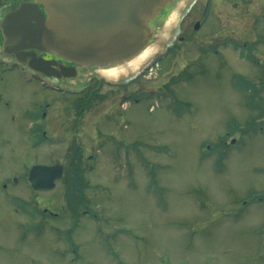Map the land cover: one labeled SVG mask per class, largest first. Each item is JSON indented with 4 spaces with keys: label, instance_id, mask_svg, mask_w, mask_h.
Here are the masks:
<instances>
[{
    "label": "rangeland",
    "instance_id": "374dc122",
    "mask_svg": "<svg viewBox=\"0 0 264 264\" xmlns=\"http://www.w3.org/2000/svg\"><path fill=\"white\" fill-rule=\"evenodd\" d=\"M213 1L195 30L191 9L179 14L181 0L162 10L140 63L153 69L126 88L112 85L140 65L83 73L67 82L83 94L68 98L4 76L0 91L10 109L3 123L13 127L15 116L21 136L30 104L46 113V125L51 116L64 121L65 143L48 135L40 145L39 136L37 156L66 165L55 187L38 193L34 212L52 213L12 216L0 192V264H264V128L255 125L264 118V17L255 29L254 9L243 14ZM254 29L248 53H240L239 40ZM179 31L189 39L155 64ZM125 91L148 98L134 103ZM79 115L85 122L73 130ZM3 148L0 166L9 172L16 156ZM73 149L81 159L72 173L65 157Z\"/></svg>",
    "mask_w": 264,
    "mask_h": 264
},
{
    "label": "water",
    "instance_id": "95a60500",
    "mask_svg": "<svg viewBox=\"0 0 264 264\" xmlns=\"http://www.w3.org/2000/svg\"><path fill=\"white\" fill-rule=\"evenodd\" d=\"M7 13L4 23L17 21L9 30L6 45L18 58L47 75L72 77L77 66H111L137 56L151 41L150 22L173 0H37ZM24 49L54 54L73 65L45 60ZM60 165L38 164L28 180L51 188L60 177Z\"/></svg>",
    "mask_w": 264,
    "mask_h": 264
},
{
    "label": "flooded vegetation",
    "instance_id": "af4514ba",
    "mask_svg": "<svg viewBox=\"0 0 264 264\" xmlns=\"http://www.w3.org/2000/svg\"><path fill=\"white\" fill-rule=\"evenodd\" d=\"M223 1L227 3V6H229L231 10L239 9L243 11V14H250L251 9H254L255 14L252 22L253 27L256 29V27L260 26L261 18L264 17V0H223ZM26 2L31 4L36 3L37 6L40 8V10H42L46 14L43 5L41 3H38L37 0H0V82L3 84L5 75H14L18 77L20 80H22L25 84L29 85L30 88L40 87L45 91L59 93L60 96L65 98H68V96H76L81 94L82 93L81 87H77V86L71 87L68 85L67 82L71 79H80L79 77H81L83 73H88L90 72V70L100 69V67L77 66L75 77L57 78L53 75L48 76L47 74L40 72L35 68H32L28 64V59H29L28 55H25L24 59L18 58L14 53H11L10 48L6 45V37L9 34V30L13 29V27H16L18 22L13 21L6 24L4 23L5 16L7 15V13H10L11 11L18 9L21 6V4ZM212 2L214 3L213 0H190L184 12H187L189 9H191L190 10L191 16L194 14L193 25L195 24V22L200 23L202 21V19L204 18V13L211 10ZM184 12L182 13L185 14ZM254 30L252 36L248 35L245 36V38L239 40L240 53H242L247 49L248 43L250 41L248 40V38H251L252 40L256 38L257 33L256 30L255 31ZM177 39L187 41L189 38L184 36L183 37L173 36L171 38H168L167 39L168 42H165L163 44L164 45L163 51L158 52L159 56L155 57L154 59L156 61L155 64H158L159 62L162 63L167 59L168 56L163 60L160 61L157 60L161 56H165L167 52L169 51L172 52L173 48L176 46ZM245 52L248 53L247 51ZM23 53L24 54L34 53L36 57L41 56L43 59L48 61L55 59L58 63H61L65 66H69L72 64L68 61L62 60L61 58L47 52L39 53V51L37 52L35 50L24 49L19 56H21V54ZM247 56L249 58V61H251L249 54ZM148 66H149V62L144 64L143 67L142 66L137 67L135 75L128 76V74H126L128 76L127 78L116 79L117 81L116 85H112V87L122 89V88H126V82H129V84L130 83L133 84L135 81L140 80V77L145 76L147 74ZM90 76L91 77L89 79L91 80L93 78L92 73L90 74ZM95 79L97 80L98 78ZM101 81L102 78L101 80L98 79V82L100 84ZM85 83L81 84V86L84 87ZM87 83L85 85L86 87L88 85ZM60 96L55 95L56 98L55 100H57L58 97ZM124 98H126V100L128 101L133 100L134 98L135 100L139 99V102L146 99L145 96L144 97L140 95L138 96V94L132 95L131 91L130 92L125 91ZM84 99L85 97H83V99L80 101V104L78 106L77 112H79V114L85 108ZM261 100L263 101L264 98H261ZM73 101L76 102L77 99H73ZM8 103L9 102L5 100L4 96L1 94L0 91V165L3 163L5 156L3 147L9 149L8 150L9 154L11 153L12 155L16 156L15 169L6 172L3 171L2 167L0 166V192L4 194V196L6 197L7 205L11 207L10 215L16 216V214L19 213L22 214V212L25 213L28 212L32 216L36 214L44 216L42 214H49L52 212L47 208H39L41 213L34 212V210L37 211L38 209V204H39L38 193L44 191L48 192V191L46 189L43 190V189L33 188L28 180V173L33 166L38 164H46V165L60 164L62 167V172H61L62 175L55 181V184H57L56 182H58L62 178V176L64 175L66 164H63V162H60L58 160L54 161V163L51 160H45L44 162L39 161L37 153H38V148H40L38 145L39 144L42 145V143L48 142L47 141L48 135H53V136L59 135L60 141L62 143H65L63 142L65 126L61 124L64 121H61L60 123L58 122L56 123L54 122L55 118L51 116V118L48 119V124L46 125L44 123L45 120L44 118L46 113L44 117H42V114L39 116L38 113L36 112L37 111L36 105L30 104L29 108L26 107L24 112H22L23 113L22 116L24 118L25 123L24 125L21 124L22 126L20 130L22 132L23 129L25 133L21 134L20 136V133L18 132L19 125L16 124L15 122V116H10L8 118L9 122L12 124L13 127H10L8 124L3 123L5 119L4 110L6 108V112H7L10 109L9 107H7L9 106ZM76 103L74 104V107L77 105ZM48 105L49 104H46L45 106ZM260 109H262V107L259 108V110ZM259 120L262 121L261 122L257 121L255 123L257 130H261L264 128V118L261 117L259 118ZM83 122H85V118L83 116L79 115L78 117H76V120H74V125H72L73 130H77V124ZM259 123H262V125H259ZM57 128H60L61 132L60 131L55 132ZM48 130L50 133H48ZM26 131H28V133H26ZM39 136L43 142L41 141L38 144ZM21 141H23L22 144L24 145V147L26 148L30 147L32 151L30 156L24 153L22 155V152L19 150V144ZM71 153H73V155H71ZM71 153L68 154L67 152V155L65 157L66 159L65 162L66 163L69 162L68 165H70V167L73 170H77L76 161H79L81 158L79 157L77 150L73 149ZM70 157H76V159H70ZM70 162H72V164H70ZM17 167L19 168L17 169Z\"/></svg>",
    "mask_w": 264,
    "mask_h": 264
},
{
    "label": "bare ground",
    "instance_id": "6f19581e",
    "mask_svg": "<svg viewBox=\"0 0 264 264\" xmlns=\"http://www.w3.org/2000/svg\"><path fill=\"white\" fill-rule=\"evenodd\" d=\"M150 51H152V48L147 47L142 52H140L135 58L130 60L128 63L117 67L108 68V70L107 69H103V70H105L104 72L108 74L116 73L117 71L123 72L124 68L126 69L131 68V66L139 65L140 63H142V61L147 57V55L150 54Z\"/></svg>",
    "mask_w": 264,
    "mask_h": 264
},
{
    "label": "trees",
    "instance_id": "16d2710c",
    "mask_svg": "<svg viewBox=\"0 0 264 264\" xmlns=\"http://www.w3.org/2000/svg\"><path fill=\"white\" fill-rule=\"evenodd\" d=\"M73 173V172H72Z\"/></svg>",
    "mask_w": 264,
    "mask_h": 264
}]
</instances>
